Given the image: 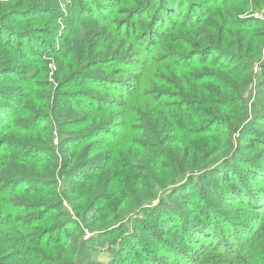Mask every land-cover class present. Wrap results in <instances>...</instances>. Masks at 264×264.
I'll use <instances>...</instances> for the list:
<instances>
[{
  "label": "trees",
  "instance_id": "16d2710c",
  "mask_svg": "<svg viewBox=\"0 0 264 264\" xmlns=\"http://www.w3.org/2000/svg\"><path fill=\"white\" fill-rule=\"evenodd\" d=\"M249 10L264 0H0V264H98L97 243L110 264H264Z\"/></svg>",
  "mask_w": 264,
  "mask_h": 264
},
{
  "label": "rangeland",
  "instance_id": "374dc122",
  "mask_svg": "<svg viewBox=\"0 0 264 264\" xmlns=\"http://www.w3.org/2000/svg\"><path fill=\"white\" fill-rule=\"evenodd\" d=\"M68 2L67 1H61V5H60V8L62 10V12L66 13V10L68 8L67 6ZM246 13H250L252 16L256 17V16H261L262 19L264 20V17L257 11H247ZM260 62L264 63V52L262 54V57L260 59ZM50 67H51V63H50ZM257 68V74H256V77L254 79V82L250 88V92H249V96H251L255 91L258 90V88H260V86L258 85V79H259V76H260V66L258 64H256L255 66ZM55 140V139H54ZM141 219L139 220H142L143 223H145V218L144 217H140ZM144 219V220H143ZM145 226V225H144ZM130 233L132 232H136L135 235H137L138 233L140 234L139 238L142 236V238H145V231H143V229H141V226L136 225L133 226L132 225V228H126ZM135 229V230H134ZM142 232V233H141ZM87 237V236H85ZM145 240H142V242H144ZM92 247V251H91V258L95 261L98 262V264H110L112 262V257H111V254L108 252V249L106 246L102 245L101 243H97Z\"/></svg>",
  "mask_w": 264,
  "mask_h": 264
},
{
  "label": "built area",
  "instance_id": "2783aa9c",
  "mask_svg": "<svg viewBox=\"0 0 264 264\" xmlns=\"http://www.w3.org/2000/svg\"><path fill=\"white\" fill-rule=\"evenodd\" d=\"M54 142H56V139L54 140Z\"/></svg>",
  "mask_w": 264,
  "mask_h": 264
}]
</instances>
